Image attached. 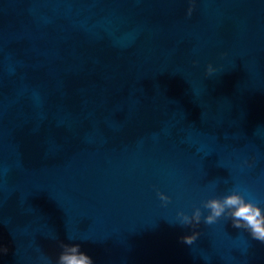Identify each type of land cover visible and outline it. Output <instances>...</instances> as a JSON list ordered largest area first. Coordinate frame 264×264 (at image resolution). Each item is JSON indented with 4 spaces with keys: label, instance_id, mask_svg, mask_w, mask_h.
<instances>
[{
    "label": "water",
    "instance_id": "1",
    "mask_svg": "<svg viewBox=\"0 0 264 264\" xmlns=\"http://www.w3.org/2000/svg\"><path fill=\"white\" fill-rule=\"evenodd\" d=\"M0 264H264V0H0Z\"/></svg>",
    "mask_w": 264,
    "mask_h": 264
}]
</instances>
